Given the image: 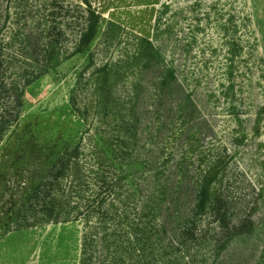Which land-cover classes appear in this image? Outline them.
<instances>
[{"label": "trees", "instance_id": "trees-1", "mask_svg": "<svg viewBox=\"0 0 264 264\" xmlns=\"http://www.w3.org/2000/svg\"><path fill=\"white\" fill-rule=\"evenodd\" d=\"M16 2L25 14L16 28L3 29L11 15L4 21L0 10V242L84 216L91 231L82 264H157L155 254L163 264H205L208 254L218 264L233 242L264 231V214L257 219L263 187L250 185L241 195L234 155L215 145L202 151L205 114L152 43L147 56L143 37L124 58L143 63L125 83L127 95L104 87L113 62L96 69L97 108L106 109L113 96L117 109L97 116L88 145L42 141L23 127L24 89L87 54L103 26L92 6L76 22L60 0ZM63 15L73 19L72 29Z\"/></svg>", "mask_w": 264, "mask_h": 264}, {"label": "rangeland", "instance_id": "rangeland-1", "mask_svg": "<svg viewBox=\"0 0 264 264\" xmlns=\"http://www.w3.org/2000/svg\"><path fill=\"white\" fill-rule=\"evenodd\" d=\"M16 1L27 2L0 0L1 17L5 21L11 15V24L3 23L5 30L24 23V11L17 10ZM60 1L74 10L70 15L76 22L92 6L100 14L102 34L87 54L70 57L57 73L24 89L21 123L36 139H86L88 145L97 116L107 115V110L113 115L117 109L113 96L105 99L106 109L97 108L96 69L113 62L104 87H117L120 95H127L125 83L139 74L143 63L128 64L124 58L134 54L143 37L148 40L141 43L147 56L153 52L152 43L205 114L202 131L207 140L201 142L202 151L209 153L215 145L219 152L234 155V186L244 188L241 195L250 193V185L264 189V0ZM62 21L72 29L73 19L63 15ZM68 31L76 35L75 29ZM126 73L130 75L125 78ZM259 213L257 219L264 214V203ZM90 231L80 216L75 222L14 233L0 242V264H82L84 236ZM111 232L119 233L114 227ZM154 257L155 263L163 264L161 255ZM212 261L208 254L205 264ZM218 264H264L263 228L233 242Z\"/></svg>", "mask_w": 264, "mask_h": 264}]
</instances>
